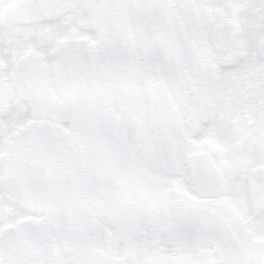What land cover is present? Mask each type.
Returning <instances> with one entry per match:
<instances>
[{
	"label": "snow or ice",
	"instance_id": "6c2138e0",
	"mask_svg": "<svg viewBox=\"0 0 264 264\" xmlns=\"http://www.w3.org/2000/svg\"><path fill=\"white\" fill-rule=\"evenodd\" d=\"M0 264H264V0H0Z\"/></svg>",
	"mask_w": 264,
	"mask_h": 264
}]
</instances>
